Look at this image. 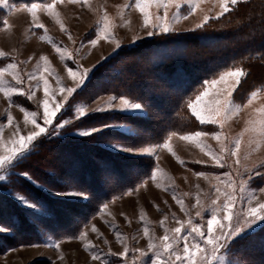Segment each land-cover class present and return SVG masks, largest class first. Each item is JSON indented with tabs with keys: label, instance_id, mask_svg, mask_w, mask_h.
<instances>
[{
	"label": "snow or ice",
	"instance_id": "1",
	"mask_svg": "<svg viewBox=\"0 0 264 264\" xmlns=\"http://www.w3.org/2000/svg\"><path fill=\"white\" fill-rule=\"evenodd\" d=\"M80 4L87 6L90 11H95L91 7L90 0H48L47 3H25L22 6L10 5L8 0H0V7L9 9V14L13 12L25 11L31 18L30 31L35 32L36 29H42L39 35L42 42H46L52 46L58 54L61 62L65 64L68 77L74 82L73 87L64 84L57 69L52 65L47 55H41L36 64L35 70L31 73H24L20 70L19 65L26 63L25 61L8 62L0 65V94L8 102V108L5 111V120L0 122V180H4L5 173L18 162L28 158L32 151L37 147L36 142L40 137L49 134V128L52 132L59 134V130L65 129L72 123V119H65L63 116L57 121V114L68 104L69 98L83 85L88 77L89 69H82L77 66H67V61L73 59V53L65 46L58 44L49 34L48 29L40 21V13L46 14L64 32L71 40L72 36L68 28L65 26L62 14L58 9V5ZM211 2L213 9L218 8L219 11L215 15L210 16L204 13L199 23L195 25L196 29H203L209 24L210 20H219L227 13L237 9L240 3H247L248 0H129L128 3L120 6L119 16L123 21V26L130 24L129 20H125V12L129 9H136L142 15V26L148 28V35H154L157 31L161 33H169L176 30V25L184 20H188L198 11H202V5ZM157 11L154 13L152 9ZM169 8H174L175 12L169 18ZM181 9H185L184 12ZM162 10V14H159ZM113 19L108 15L106 10L98 16L94 36L87 45L82 44L81 47L96 48L101 41L114 44L116 49L121 47L120 40L114 34L117 27ZM12 29L9 19L2 20L0 31L8 32ZM134 40L139 39L138 36L133 37ZM0 49V59L9 56ZM32 58L30 57L29 60ZM249 75V70L242 66V63L226 65L222 68L213 70L208 77L202 80L190 95L183 102V108L187 110L191 117H194L200 125H214L216 130L213 132L196 130L189 132L171 131L167 133L162 141L149 144L148 146L134 149L124 145H113V148L124 152L139 151L143 155L153 157L155 165L148 175L147 180H141L140 183L126 194L132 196L134 192H139L141 188L147 186L148 181L155 183L158 189L171 192L173 199L179 205L182 212L188 218L186 220L179 219L175 213H172L171 220L178 225L170 229L166 226V222L170 217L163 215V219L159 221L160 227L163 228L164 235L161 237L151 233L150 221L146 212L141 209L139 213V222L143 223V237L147 239V247L145 249L130 248L127 237L119 231L118 226L109 225L113 228L116 241L123 247L121 253L109 250L102 254V250L98 249L92 240L89 239L88 226L80 229L75 235L62 237L55 242H37L29 243L26 247H48L59 253V259H65L61 251V245L65 242L73 240L82 243L83 250L88 253L92 261H98L99 264H129L128 257L131 253V264H230L228 251L234 246V242H238L248 235L249 230L255 227H264V201L259 199V194L264 192V188H251L249 180L253 176H264V161L259 165H249L242 162L241 145L244 143L245 135L249 136L247 142V152L243 157V161H247L254 152L264 148V104L259 107H253L259 100H264V85L254 88L247 95L243 102L233 99V93L242 80ZM6 77H11V80ZM27 77V81L25 79ZM48 77L55 80L56 87H52ZM35 81V85L32 84ZM14 82V83H13ZM43 91V99L40 103L42 112L29 110L18 104L14 97H26L27 100L33 101L36 93ZM62 97L57 100L56 97ZM17 107L23 113V125H31L32 130L23 134L21 124L16 121L12 115L11 108ZM118 108L122 112H142L143 105L140 102L133 101L126 97H110L108 102L101 107L93 109L94 112H105L106 110ZM247 108H251L249 119L246 126L237 136L232 137L224 131L234 117ZM89 114V107L80 104L75 107L74 118L81 120ZM54 121H56L54 125ZM7 128H12L8 138H5L4 132ZM113 128V125L105 123L102 126H92L83 128L78 131L81 137H90L96 133ZM178 138L189 144L195 145L204 155L208 156L214 165L220 168L233 167V172H229L226 178L219 176L209 177L204 172L196 173L197 178L203 177L212 180V193H205V199L202 200L200 194L195 195L196 219L191 216V211L186 207L182 196L176 194V187L173 178L166 173L159 165L161 151L169 152L176 161L184 165L182 160L174 151L173 139ZM206 138L214 139L219 145L218 149H213L206 141ZM231 161V163H229ZM196 163H203L197 160ZM25 178L31 179L27 172L21 173ZM247 175V179H245ZM167 181V186H165ZM199 188V185L196 186ZM66 196L86 197V193L78 191H66ZM187 195V194H184ZM16 199L22 206L30 210L40 211L39 205L25 196L23 193H17ZM111 201L110 203H114ZM165 203H167L165 201ZM108 204L103 205L101 216L111 215L108 212ZM157 210L159 206L156 205ZM205 213L208 214L205 218ZM127 219V217H125ZM200 221H204L201 223ZM105 223H108L105 221ZM131 223V221H129ZM92 233L97 238H103V234L92 224L90 226ZM11 228L7 225H0V233L10 232ZM135 239V237H133ZM104 243L108 244L105 238ZM119 257L117 260H109L107 257ZM154 257V259H153ZM54 264V262H53Z\"/></svg>",
	"mask_w": 264,
	"mask_h": 264
},
{
	"label": "rangeland",
	"instance_id": "2",
	"mask_svg": "<svg viewBox=\"0 0 264 264\" xmlns=\"http://www.w3.org/2000/svg\"><path fill=\"white\" fill-rule=\"evenodd\" d=\"M10 5L22 6L25 3H18L15 0H8ZM48 0L37 3H47ZM129 0H90L91 7L95 11H90L87 6H81L80 4H68L58 5V9L62 14V19L65 26L71 33L72 39L60 30L57 25L50 17L44 13H40V21L45 24L48 29V34L60 45L67 47L73 53V59L68 60L67 66L73 67L74 69L79 66L82 69H89V74L83 85L77 90L74 95L69 98L68 103L79 94L80 90L85 88L89 81L92 72L99 67L101 64L110 60L111 58L120 54L123 50H128L137 46L140 42L150 40L155 37L168 36L170 34H183L192 33L200 30L207 29V27L222 22V20L228 17L232 20L237 21L241 17L250 18V14L255 11L258 3L264 2V0H248L247 3H240L237 9L233 12L227 13L224 17L219 20H210L209 24L205 25L203 29H196L195 25L202 19L204 13H208L210 16L215 15V12L219 11L218 8L213 9L211 2L203 4L202 11H198L194 16H191L188 20L182 21L176 25V30L169 33H161L157 31L154 35H148V28L142 26V15L136 9H129L125 12V20H129L130 24L127 27L123 26V21L120 19L119 12L120 6L128 3ZM106 10L108 15L113 19L114 23L118 25L114 29V34L121 42L119 49L115 48L114 44L106 41H101L96 48L81 47L82 44L87 45L88 41L93 38L94 31L96 28V21L102 11ZM156 9H152V12H156ZM182 12L185 9H181ZM175 12L174 8H169V18ZM159 14H162V10ZM256 17V21L259 20L262 23L261 11ZM4 18L9 19V23L12 25V29L8 32L0 31V49L9 53L10 55L5 59H0V65H5L8 62H13V58L16 62L25 61L19 65L20 70L24 73H31L35 70L36 64L39 61L41 55H47L52 62V65L57 69L58 74L63 77L64 84L68 87H73L74 82L68 77L65 64L60 61L58 54L46 42H42L39 39V35L43 32L42 29H36L35 32L30 31L31 29V18L25 11L13 12L9 14V9L0 7V26H2V20ZM228 18V19H229ZM227 19V20H228ZM240 22V21H239ZM237 22V23H239ZM218 24L216 26H221ZM224 27H220L222 29ZM138 36L139 39L134 40L133 37ZM32 58L29 60V58ZM249 70V75L246 79L242 80L241 84L237 87L236 92L233 93V99L238 102H243L246 95L256 87L264 85V66H244ZM11 80V77H6ZM27 81V77H25ZM52 87H56L54 78L48 77ZM14 83V82H13ZM35 85V81H32ZM134 95V96H133ZM132 96H118L116 94L101 95L91 102L90 98H85L84 95L76 99L72 106V113L68 119H72V125L76 120L74 118L75 107L84 104L89 107V114L84 117L102 115L106 113H117L120 115L139 117L142 119L148 118V111L143 107L142 112H122L118 108L106 110L105 112H94L93 109L104 106L110 97H126L137 102V94L134 93ZM16 102L23 107L42 112L40 103L43 99V91L36 93V98L33 101H29L26 97L17 96L14 97ZM56 99L62 100V97L57 96ZM264 104V100H259L253 107H259ZM67 105L60 113L57 114L56 120L59 115L65 110ZM8 108V102L2 94H0V122L5 120V111ZM12 115L16 121L21 124L23 134L31 131V125H23V113L20 112L19 108H11ZM252 112L251 108H247L237 117L225 126L224 131L230 136L235 137L246 126V121L249 119V114ZM82 118V119H84ZM197 123V127L190 131L204 130L213 132L216 130L214 125H200L198 121L192 117ZM81 119V120H82ZM56 121H54L55 125ZM113 128L104 130L102 132H108L118 135L110 138L108 142L102 144V147L109 152L119 154L125 157L131 158H143L145 160H151L155 165L153 157L143 155L139 151L124 152L113 148V145L119 144L134 149H139L145 142L152 138L150 129L135 128L126 124L111 123ZM153 129V128H152ZM52 130L49 128V132ZM82 130V129H81ZM147 130V131H146ZM13 131L12 128H7L4 132L5 138H8ZM80 131V130H79ZM100 132V133H102ZM77 132L72 133L75 136H80ZM99 134V133H96ZM95 135V134H94ZM119 135H124L123 138ZM112 136V135H111ZM41 138V137H40ZM249 136L245 135L244 143L241 145V158L242 162L249 165H259L264 161V148L260 151L254 152L247 161H243V157L247 152V142ZM206 141L213 149H218L219 145L214 139L206 138ZM173 148L176 154L184 160V165L179 164L176 159L166 150L159 153L160 167L168 173L175 182L176 194L182 196L186 207L191 211V216L196 219L195 213L196 208L192 206L195 204V195L200 194L201 199L204 200L205 193L211 194L212 188L211 183H215L214 180H209L203 177L197 178L195 175L199 172H204L209 177L219 176L222 179L227 177L229 172H233L235 166L220 168L214 165V162L210 158L204 155L195 145L189 144L186 141H181L178 138L173 139ZM32 154V153H31ZM30 154V155H31ZM25 160V159H24ZM22 160V161H24ZM197 160L203 161V163H196ZM18 162L11 169H9L4 175L5 179L0 180V225H7L11 228L10 232L0 233V264H99L98 261H92L91 257L87 252L83 250L82 243L76 240L71 242H65L61 245V251L64 254L65 259L61 261L59 253L48 247H26L29 243L37 242H55L62 237H69L75 235L80 229L88 226L89 239L94 242L98 249L102 250L103 253H107L109 246L111 250L116 253H121L123 247L116 241L113 228L109 225L118 226L119 231L127 237V242L130 248L145 249L147 247V239L143 237V223L139 222V213L143 209L150 223L151 233L157 237L164 235L163 228L160 227L159 221L163 219V215L167 214L170 219L166 222V226L170 229L177 227L176 223L171 220L172 213L181 220H186L188 217L185 216L184 212L181 211L179 205L173 199L172 193L158 189L155 183L148 181L145 188H141L139 192H134L132 196L127 194L121 198L113 199L114 203H107L109 205L108 212L111 215L101 216L103 206L94 215L84 221L81 220L76 214H70L68 211L62 210L61 208H52L48 202L45 205L41 201L42 199L53 202L56 204H62L64 201L71 202H86L87 196L84 198L66 196L65 192H52L50 191L45 183L34 174L32 167L27 164L22 168L29 174L31 179L25 178L21 175L23 172H17ZM231 163V161H229ZM27 169V170H26ZM30 171V172H29ZM32 173V174H31ZM18 178L19 180H15ZM24 179L23 183L20 182ZM247 179V175H245ZM251 188L259 189L264 188V176H253L248 181ZM16 183V184H15ZM167 186V181L164 182ZM199 185V188L196 186ZM17 193H23L25 196L30 198L32 201L39 205L40 211L30 210L25 206H22L16 199ZM187 194V195H184ZM259 199L264 201V192L259 194ZM112 200V201H113ZM165 201L167 203H165ZM156 205L159 206L157 210ZM62 207L61 205H58ZM208 214L205 213V218ZM127 217V219L125 218ZM107 221L108 223H105ZM131 221V223H129ZM203 223L204 221H200ZM94 224L99 231L103 234V238H97L95 233H92L90 226ZM264 227H255L254 230H249L248 235L238 242H234V246L228 251L227 255L230 259V264H254V254L256 248H249L251 245H264ZM262 231V232H261ZM260 234V238H254L256 234ZM135 237V239H133ZM108 240V244L104 243V239ZM246 238H251L249 241H245ZM243 245H248L245 248ZM247 249V250H246ZM259 253L262 251H258ZM110 261L117 260L119 257H107ZM154 259V257H153ZM129 264H131V253L128 257Z\"/></svg>",
	"mask_w": 264,
	"mask_h": 264
},
{
	"label": "trees",
	"instance_id": "3",
	"mask_svg": "<svg viewBox=\"0 0 264 264\" xmlns=\"http://www.w3.org/2000/svg\"><path fill=\"white\" fill-rule=\"evenodd\" d=\"M15 1L37 3L45 0ZM259 11L263 15L262 23L256 21ZM250 15V18L244 16L237 21L228 17V20L197 32L145 40L101 64L92 72L85 88L67 104L57 121L61 116L68 119L74 102L83 95L92 102L101 95L130 97L134 93L138 96L137 102L147 109L148 118L106 113L76 121L59 130L58 135L50 130L49 134L39 138L32 154L17 165V172H25L22 168L27 164L52 192L86 193L88 200L83 203L41 201L45 205L49 202L52 208L76 214L83 221L104 204L126 195L141 180L148 179L154 163L104 149L102 144L117 133L113 135L105 131L90 137L72 133L105 123L126 124L143 131L151 130L152 138L144 140L142 145L145 146L162 141L171 131L194 130L197 123L183 108V102L202 80L213 70L226 65L264 66V2L258 3ZM218 24L222 25L216 26ZM23 180L20 182L23 183ZM254 238L259 239L260 234L257 233ZM243 246L248 248V245ZM251 247H257L253 255L254 264H264V245Z\"/></svg>",
	"mask_w": 264,
	"mask_h": 264
}]
</instances>
